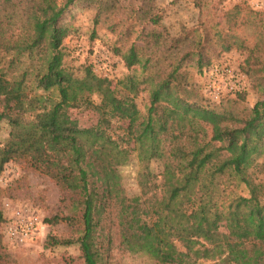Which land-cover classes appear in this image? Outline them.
Wrapping results in <instances>:
<instances>
[{
    "label": "trees",
    "instance_id": "16d2710c",
    "mask_svg": "<svg viewBox=\"0 0 264 264\" xmlns=\"http://www.w3.org/2000/svg\"><path fill=\"white\" fill-rule=\"evenodd\" d=\"M82 1L0 0V97L10 96L25 117L24 131L10 120L0 143V175L21 163L63 191L72 212L46 222L70 234H50L46 245H80L86 264H98L102 247L111 250L116 239L161 264H264V13L244 2L225 9L224 0H191L210 9L209 24H183L173 34L152 0H103L93 37L107 25L114 54L133 71L112 89L92 71L70 72L65 41L77 31ZM129 1L137 4L131 12ZM235 49L246 54L242 69L260 93L239 112L212 107L191 71L202 75ZM143 93L146 114L137 103ZM71 105L97 108L98 124L71 122ZM137 119L143 130L133 147V126L120 122ZM134 151L144 166L142 193L130 197L117 188L118 168ZM154 160L164 164L160 175L150 170ZM225 223L233 237L221 230Z\"/></svg>",
    "mask_w": 264,
    "mask_h": 264
},
{
    "label": "rangeland",
    "instance_id": "374dc122",
    "mask_svg": "<svg viewBox=\"0 0 264 264\" xmlns=\"http://www.w3.org/2000/svg\"><path fill=\"white\" fill-rule=\"evenodd\" d=\"M102 1L83 0L76 8L74 14L77 31L65 41V45L70 54L68 61L72 66L71 73L83 76L86 72L92 71L99 76L108 78L111 88L114 89L118 81L133 71L126 67L121 57L114 54L112 48L116 36L108 29L107 25L99 24L96 28L97 35L93 37L96 5ZM152 2L164 9V22L173 34H176L183 24L194 25L201 20L209 24L212 17L210 9L202 11L191 0H152ZM240 2L246 3L255 11L264 13V0H224L220 4V8L227 9ZM131 3L133 2L127 3V12H131L132 8L137 7V4L131 5ZM244 34L254 41L253 29L246 30ZM245 58V53L235 49L224 53L215 66L228 64L241 71L245 78L246 89L243 92L247 93L246 100H241L236 93L224 97L219 103L209 99L212 107L239 112L246 106L253 107L259 100L260 93L252 87L250 77L242 69ZM196 70V67H191V71L194 72L193 81L204 90L205 76L209 70L202 75H199ZM137 103L141 112L146 114L149 95L141 94L137 98ZM0 114L5 116L0 123V143L4 142L11 133L10 120L16 122L15 130L18 133L24 131L25 117L10 96L0 97ZM100 116V111L95 107L71 105L68 112V119L80 127L97 125ZM120 125L123 128L133 126V133L127 136V140L135 147L133 143L143 130L140 121L138 119L134 122L122 121ZM143 167L138 153L134 151L131 160L118 168L117 188L124 190L130 197L141 195L142 187L139 180ZM149 167L151 172L156 175H160L164 170V164L159 160L152 161ZM64 198L61 188L49 176L21 163L10 162L7 164L4 173L0 175V211L4 213L6 219L0 223V253L5 259L2 264H86L80 245L58 247L46 245L50 234L59 236L70 234L69 228L64 224L50 225L46 222L47 219L55 215H67L72 212L68 203L63 200ZM16 209H22L26 214H36L41 220L34 237L24 244H18L7 233L9 217ZM221 230L229 237H233L235 232V228L229 223L223 224ZM107 249L106 243L101 249L98 264H161L143 252L135 253L124 250L117 239L111 250Z\"/></svg>",
    "mask_w": 264,
    "mask_h": 264
},
{
    "label": "built area",
    "instance_id": "2783aa9c",
    "mask_svg": "<svg viewBox=\"0 0 264 264\" xmlns=\"http://www.w3.org/2000/svg\"><path fill=\"white\" fill-rule=\"evenodd\" d=\"M204 92L212 102H221L226 96L245 90L244 76L232 65L221 64L209 69L205 76ZM40 217L36 214H26L22 209H16L9 217L7 233L18 244H24L34 237Z\"/></svg>",
    "mask_w": 264,
    "mask_h": 264
}]
</instances>
